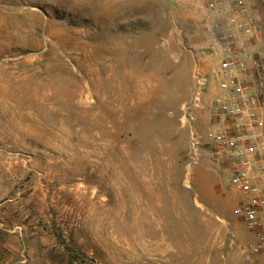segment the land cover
<instances>
[{"label":"rangeland","instance_id":"rangeland-1","mask_svg":"<svg viewBox=\"0 0 264 264\" xmlns=\"http://www.w3.org/2000/svg\"><path fill=\"white\" fill-rule=\"evenodd\" d=\"M249 4L264 64V0ZM205 15L202 0H0V264H264L243 258L240 195L205 135ZM197 71L193 160L180 118Z\"/></svg>","mask_w":264,"mask_h":264},{"label":"built area","instance_id":"built-area-1","mask_svg":"<svg viewBox=\"0 0 264 264\" xmlns=\"http://www.w3.org/2000/svg\"><path fill=\"white\" fill-rule=\"evenodd\" d=\"M210 48L217 60L206 138L230 168L229 185L240 195L234 213L251 233L243 251L253 261L264 251V64L256 51L259 25L249 0H202ZM208 78L195 73L192 96L181 106L190 153L197 158L200 137L196 111L203 107Z\"/></svg>","mask_w":264,"mask_h":264},{"label":"crops","instance_id":"crops-1","mask_svg":"<svg viewBox=\"0 0 264 264\" xmlns=\"http://www.w3.org/2000/svg\"><path fill=\"white\" fill-rule=\"evenodd\" d=\"M263 253H264V251H263L261 254H263ZM261 254H260V255H261Z\"/></svg>","mask_w":264,"mask_h":264},{"label":"bare ground","instance_id":"bare-ground-1","mask_svg":"<svg viewBox=\"0 0 264 264\" xmlns=\"http://www.w3.org/2000/svg\"><path fill=\"white\" fill-rule=\"evenodd\" d=\"M81 86V85H80ZM90 88V87H89ZM81 90V89H80ZM80 100V99H79Z\"/></svg>","mask_w":264,"mask_h":264}]
</instances>
